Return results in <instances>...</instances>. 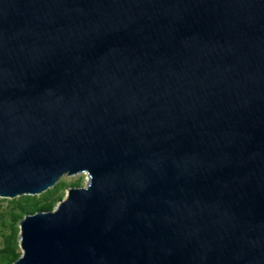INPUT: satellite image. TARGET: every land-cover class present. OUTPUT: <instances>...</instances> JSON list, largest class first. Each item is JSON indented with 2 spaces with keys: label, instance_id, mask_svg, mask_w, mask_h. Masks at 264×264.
<instances>
[{
  "label": "water",
  "instance_id": "1",
  "mask_svg": "<svg viewBox=\"0 0 264 264\" xmlns=\"http://www.w3.org/2000/svg\"><path fill=\"white\" fill-rule=\"evenodd\" d=\"M84 173L14 264H264V0H0V199Z\"/></svg>",
  "mask_w": 264,
  "mask_h": 264
},
{
  "label": "trees",
  "instance_id": "2",
  "mask_svg": "<svg viewBox=\"0 0 264 264\" xmlns=\"http://www.w3.org/2000/svg\"><path fill=\"white\" fill-rule=\"evenodd\" d=\"M81 187V181L71 184L58 183L40 196H22L9 201L0 210V264H14L21 257L19 246V223L27 215L41 211H51L65 198L67 187ZM6 199H0L5 201Z\"/></svg>",
  "mask_w": 264,
  "mask_h": 264
},
{
  "label": "rangeland",
  "instance_id": "3",
  "mask_svg": "<svg viewBox=\"0 0 264 264\" xmlns=\"http://www.w3.org/2000/svg\"><path fill=\"white\" fill-rule=\"evenodd\" d=\"M88 179H89L88 174L84 173V174H79V175L70 176V177L64 176L60 179L59 183L64 182L66 184H71V183H74L77 181H81V185H83V184H87ZM69 188H70L69 186L66 188L65 196L67 195ZM38 196H40V195H38ZM8 200H11V199H6L5 201H0V210L5 209L9 205ZM0 244H1V240H0Z\"/></svg>",
  "mask_w": 264,
  "mask_h": 264
}]
</instances>
